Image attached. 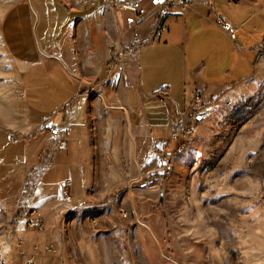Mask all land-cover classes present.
<instances>
[{
	"label": "crops",
	"instance_id": "crops-1",
	"mask_svg": "<svg viewBox=\"0 0 264 264\" xmlns=\"http://www.w3.org/2000/svg\"><path fill=\"white\" fill-rule=\"evenodd\" d=\"M135 2L151 9V0ZM114 12L105 0H18L2 17L1 37L11 59L38 75L43 90L61 93L51 118L50 106L35 114L27 106L24 123L5 120L14 128L6 132L21 137L15 143L27 155L7 202L5 187L14 182H0L11 229L24 242L25 264L62 263L44 250L55 245L54 234L62 232L69 214L90 207L97 172L123 171L125 154L131 156L127 170L142 176L161 167L159 149L197 88L215 101L264 72V0H195L187 9L172 10L158 39L152 13L136 25ZM219 21L236 29L243 52L233 47L237 59L231 67L218 42L227 38ZM251 65L254 75L248 71ZM167 76L168 85L163 84ZM52 124L60 129L69 125L70 131L53 136L48 130ZM41 155L52 156L69 173L71 180L62 185L66 196H48L41 204L29 197L24 203L21 193L28 177L50 165ZM105 178L104 189L123 184ZM33 211L42 214L45 232L28 231ZM12 249L9 244L3 251Z\"/></svg>",
	"mask_w": 264,
	"mask_h": 264
},
{
	"label": "rangeland",
	"instance_id": "rangeland-1",
	"mask_svg": "<svg viewBox=\"0 0 264 264\" xmlns=\"http://www.w3.org/2000/svg\"><path fill=\"white\" fill-rule=\"evenodd\" d=\"M16 1L0 0V182H14L5 187V202L27 162V155L15 143L21 137L6 132L14 128L5 120L24 123L27 106L34 114L50 106L47 116L51 118L61 94L43 90L38 75L23 71L7 53L1 20ZM135 1L139 0H117ZM218 42L229 54L228 67L233 66L237 59L233 47L239 50V41L227 34ZM248 71L255 74L253 65ZM168 82L167 76L163 84ZM197 89L213 108L210 117L199 124L192 146L170 160L159 149L162 165L147 175L127 170L128 154L123 171L97 172L98 184L86 205L90 207L67 216L62 232L54 234L55 245L45 253L56 256L61 264H264V72L249 85L225 93L223 99H207L205 91ZM170 143L169 135L162 148ZM40 159L50 165L28 177L21 193L24 203L29 197L34 198L33 204H41L48 196H66L62 185L71 180L67 170L51 161L52 156L41 155ZM167 166L164 182L151 179ZM106 175L122 186L104 189ZM3 195L0 187V264H25L27 259L21 257L24 242L12 230ZM28 231L43 233L45 227L44 231ZM9 244L12 251H3Z\"/></svg>",
	"mask_w": 264,
	"mask_h": 264
},
{
	"label": "built area",
	"instance_id": "built-area-1",
	"mask_svg": "<svg viewBox=\"0 0 264 264\" xmlns=\"http://www.w3.org/2000/svg\"><path fill=\"white\" fill-rule=\"evenodd\" d=\"M194 1L195 0H160V2H157V0H151V9L148 10L147 7L140 2L129 3L117 2V0H105L106 4L112 9L128 13L136 25L143 24L152 13L153 18L156 21L155 39L160 37L165 26V21L171 15L173 9H187ZM218 24L232 40H235L236 29L234 27L224 23L223 21H219ZM203 95V91L196 89L192 100L180 112L181 120L171 127V143L169 146L161 148L166 159H172V157L175 156V152L183 149L184 147H191L199 124L210 117L213 106L204 101ZM48 130L53 136L64 137L70 131V126L64 125V127L60 129L52 124L48 126ZM0 162H3L2 158L0 159ZM167 169L168 166L161 174L152 175L151 179L153 181L162 179L164 182L165 172ZM26 226L30 230L44 231L42 214L38 211L31 212L30 217L27 219Z\"/></svg>",
	"mask_w": 264,
	"mask_h": 264
},
{
	"label": "bare ground",
	"instance_id": "bare-ground-1",
	"mask_svg": "<svg viewBox=\"0 0 264 264\" xmlns=\"http://www.w3.org/2000/svg\"><path fill=\"white\" fill-rule=\"evenodd\" d=\"M189 148H190V147H184L183 149L176 151V152H175V155H176V156H177V155H180V154L186 152V150H188ZM167 174H168V173L165 172V176H166Z\"/></svg>",
	"mask_w": 264,
	"mask_h": 264
},
{
	"label": "snow or ice",
	"instance_id": "snow-or-ice-1",
	"mask_svg": "<svg viewBox=\"0 0 264 264\" xmlns=\"http://www.w3.org/2000/svg\"><path fill=\"white\" fill-rule=\"evenodd\" d=\"M157 2H160V0H157Z\"/></svg>",
	"mask_w": 264,
	"mask_h": 264
},
{
	"label": "trees",
	"instance_id": "trees-1",
	"mask_svg": "<svg viewBox=\"0 0 264 264\" xmlns=\"http://www.w3.org/2000/svg\"><path fill=\"white\" fill-rule=\"evenodd\" d=\"M25 139V138H24ZM28 140V138H26Z\"/></svg>",
	"mask_w": 264,
	"mask_h": 264
}]
</instances>
